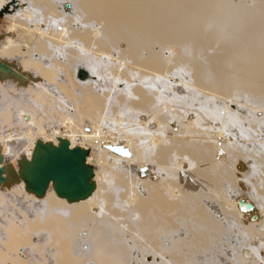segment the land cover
Segmentation results:
<instances>
[{"label": "bare ground", "instance_id": "bare-ground-1", "mask_svg": "<svg viewBox=\"0 0 264 264\" xmlns=\"http://www.w3.org/2000/svg\"><path fill=\"white\" fill-rule=\"evenodd\" d=\"M250 1L0 0V62L13 70L0 72V90L17 91L37 112L17 116L20 125L36 123L33 130L3 135L11 119L0 99V264L208 263L204 257L213 264L221 257L237 262V242L222 237L220 224L234 225L236 239L253 237L264 225V131L250 149L237 143L255 138L252 130L264 124V115H252L244 127L230 116L239 138L223 135L218 146L202 129L213 120L208 108L163 112L180 106L163 76L187 73L208 93L264 103V0ZM39 13H46V24L54 15L68 20L74 14L97 25L80 32L68 24L69 39L108 60L74 51L59 34L38 33ZM55 51L67 61L50 60ZM79 69L86 80L77 78ZM97 71L111 79V89L97 90ZM35 78L49 89H37ZM54 104L62 105L55 119L66 118L63 126L50 117ZM224 118L228 114L218 121ZM120 120L131 121L132 129H126L130 123L106 134L95 129ZM83 122L95 133L68 126ZM43 126L55 128L47 132ZM60 140L87 153L94 191L85 200L59 198L52 183L44 196L24 187V164L37 144L57 148ZM223 181L231 187L216 193L212 184ZM212 193L217 212L208 206ZM240 201L252 211L238 208Z\"/></svg>", "mask_w": 264, "mask_h": 264}, {"label": "rangeland", "instance_id": "rangeland-1", "mask_svg": "<svg viewBox=\"0 0 264 264\" xmlns=\"http://www.w3.org/2000/svg\"><path fill=\"white\" fill-rule=\"evenodd\" d=\"M232 2H235V0H232ZM248 4H251V1L248 0ZM66 8H68V4H66ZM70 11V9L68 10V12ZM72 17L69 18L68 20L63 19L61 16H53L52 20L47 18V21L50 23H45V17H46V13H39L38 17H36V19L39 20V23L37 24L38 27V33H46L50 36H58L59 37H63L64 39H68V41H70L69 37L71 36V31L68 30V24L70 26H73L74 30H78L80 32L85 31V30H91L94 31L96 30V28L98 27L97 25H90V24H85L82 23L80 21H78L80 19L79 16L72 14ZM42 21V22H41ZM33 24V23H31ZM14 31L16 32V30H11L9 32L10 35H12L14 33ZM69 45L74 51L79 52L82 51L84 53H91L92 52V56L97 55L98 58H101L103 61H107V58H104V56H100V54L96 53V50L93 48H89L86 46V44H83L82 42H78L76 40H73L72 42L70 41V44H66ZM56 50V49H54ZM88 59V58H87ZM50 60H52L53 62H58V63H65L67 61V59L61 55V53L58 52H53L50 54ZM87 63L82 62V64L87 65L89 64L91 61L87 60L85 61ZM92 65V64H90ZM37 74V73H35ZM33 73H30V75H35ZM95 78L93 80V83L96 85L97 90H105L106 88H110L111 89V79L105 75V73L99 72L97 71V73L94 75ZM163 77H165V84L164 86L166 87V91L168 92H177V96L179 98V104L180 106H176L175 108L171 107V106H167L165 108V110L163 111L164 113L172 111V110H176V111H180L181 114L182 113H192L191 111L183 108L185 105L190 106L191 108L197 110L201 107V105H203L204 107L208 108L211 112H212V121L209 122V124H204L202 126L203 130H206V132L208 134H210V136H213L214 139H216L218 141V146H222V139H223V135H233L230 136L234 139L239 138L240 133L237 131V129L235 128L234 125H232V123L229 121V117L230 116H236L240 121H241V126L244 127L246 125V122H248V120H250V117L253 115L255 116L257 119H259L262 115H264V107L261 104H264L262 102H258L256 100H249L247 98H243L240 96H231V95H222L220 93H215V92H211L208 93L206 92V90H210L207 89L206 87H201L199 85H197L194 80L191 78V76L187 73H182V74H178L176 75V77H172L169 74H165ZM57 79H61L60 76L57 77ZM171 80H174L173 82H175V87H171ZM34 84L36 82H40L37 83L35 86L37 89L42 90L43 88L49 89V87H47L45 84H43V81L39 80V79H34L33 80ZM54 91V93H57L56 87L54 89H52ZM35 93L38 92V90H31ZM180 93V94H179ZM167 96H171V93H167ZM24 96V94H23ZM0 99H2V103L1 105L3 106V110L5 111L3 114H10V119L11 122L9 125L6 124L7 127V131L6 133H4L3 135H8L11 137H16V136H21V134L23 133H27L28 131L33 130L36 127V123L32 124L33 122H30V124L28 126L26 125H20V123L17 122V116L19 115H23V113L25 111L27 112H34L37 115L36 112V106L32 101H26V99L21 98V96L17 93V91L14 90H0ZM52 108L55 109V113H51L50 117L53 118V120H56V123L63 126V124L66 123V118H60L58 117L57 119H55V115L56 113H60L62 110V105H56L54 104L52 106ZM2 109V108H1ZM162 109V108H161ZM1 114V115H3ZM224 114H228V119L227 121H225L226 116L224 118L223 121H218V118L220 116H223ZM0 115V117H1ZM219 116V117H218ZM44 121H42V123H44ZM105 123L101 125H97V128L95 129H101L105 134L106 132H112V131H117L120 127H124L127 126V124L130 123V125L128 127H126V129L133 127V125L131 126V121H125L123 123L122 120L118 121V122H111V121H104ZM111 122V123H110ZM84 123V122H83ZM90 124H82L80 126H73V125H68L69 128L71 129H78V130H83V131H88V132H93L92 129H90L89 127ZM9 126V127H8ZM142 125H136L134 126L135 129H140ZM43 129H45L47 132L50 129H54L53 126H43ZM65 129H67L66 127H64ZM13 129V130H12ZM174 131H178V129H173ZM181 130V129H179ZM255 131V138H246V139H242L239 138V141H237V143L240 145H245L247 146L246 148L250 149L252 148V144H260L259 142L262 140H260V136H263L262 133H259L260 131H264V124H260V126H255V128L252 130ZM95 133V132H93ZM90 134V133H89ZM109 135V133H108ZM237 137H235V136ZM257 137V139H256ZM229 138V137H228ZM227 138V139H228ZM264 141V140H263ZM230 142V140H229ZM251 145V146H249ZM262 145H264V142H262ZM250 148H249V147ZM142 166H146L144 164H142ZM138 167V166H137ZM229 167V166H228ZM143 170V169H141ZM105 173V172H104ZM147 173V172H146ZM188 174L193 173L191 170H187ZM185 173V174H186ZM106 174V173H105ZM145 174V173H144ZM227 175H224L222 178H225ZM195 179V178H194ZM193 183V182H192ZM215 186L212 184V187L216 190V193L218 192L217 190L220 189H224L225 187L229 186L227 183H225L224 181L221 182V185ZM231 187V186H229ZM211 188L210 190L213 191L214 189ZM233 188V186H232ZM195 190L198 192H201V190L199 189V185L198 182L195 179ZM236 190V189H234ZM231 190V191H234ZM244 190H242L243 192ZM235 192V191H234ZM233 192V193H234ZM209 207H211L212 211H216L219 208L218 205V200L216 199V196L212 193L211 194V201H207ZM262 216H263V220H264V210H262ZM23 213V212H22ZM256 216V215H254ZM221 229L223 231V235L227 236L229 239V242L231 244H233V242H237V262L235 264H264V235H261V232L264 231V225L261 227H258L255 229V233L253 237H242V235H236V237L238 236V241L235 238V233L238 234V232H235V226L232 225L231 223H223L220 224ZM247 226V225H246ZM241 234V233H239ZM236 239V240H235ZM223 251H226L225 249H223ZM226 254V253H225ZM208 256V255H207ZM217 256V255H216ZM221 257V256H220ZM206 259H208V263L205 264H213L210 260L209 257H204ZM196 263H200V262H196ZM216 264V263H215ZM219 264H231L228 261L224 260L222 257L220 258Z\"/></svg>", "mask_w": 264, "mask_h": 264}, {"label": "water", "instance_id": "water-1", "mask_svg": "<svg viewBox=\"0 0 264 264\" xmlns=\"http://www.w3.org/2000/svg\"><path fill=\"white\" fill-rule=\"evenodd\" d=\"M0 72L12 73L13 70L0 62ZM77 78L86 80L88 74L79 69ZM86 157V151L71 149L63 140H60L57 148L38 143L31 161L24 164L22 180L25 189L36 196H44L52 183L59 198L71 202L87 199L94 191V185L91 182L93 171L87 165ZM3 174L4 170L0 168V183L3 181ZM237 206L245 212L253 209L250 203L243 201L238 202Z\"/></svg>", "mask_w": 264, "mask_h": 264}]
</instances>
